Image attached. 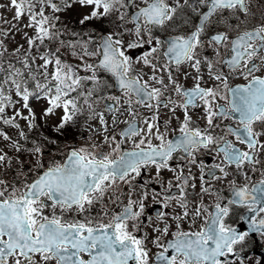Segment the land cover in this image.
Segmentation results:
<instances>
[{
  "label": "snow or ice",
  "instance_id": "snow-or-ice-1",
  "mask_svg": "<svg viewBox=\"0 0 264 264\" xmlns=\"http://www.w3.org/2000/svg\"><path fill=\"white\" fill-rule=\"evenodd\" d=\"M0 10V264H246L264 0Z\"/></svg>",
  "mask_w": 264,
  "mask_h": 264
},
{
  "label": "flooded vegetation",
  "instance_id": "flooded-vegetation-1",
  "mask_svg": "<svg viewBox=\"0 0 264 264\" xmlns=\"http://www.w3.org/2000/svg\"><path fill=\"white\" fill-rule=\"evenodd\" d=\"M255 10L256 9H254V11ZM244 252L247 257L246 264H248V261H250L251 264H256L257 260H259L260 264H264V241H261L255 234L251 235L248 247Z\"/></svg>",
  "mask_w": 264,
  "mask_h": 264
},
{
  "label": "rangeland",
  "instance_id": "rangeland-1",
  "mask_svg": "<svg viewBox=\"0 0 264 264\" xmlns=\"http://www.w3.org/2000/svg\"><path fill=\"white\" fill-rule=\"evenodd\" d=\"M3 2V0H0V3H2ZM3 10H0V12H2ZM65 15H67V13H65Z\"/></svg>",
  "mask_w": 264,
  "mask_h": 264
}]
</instances>
